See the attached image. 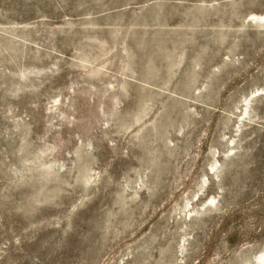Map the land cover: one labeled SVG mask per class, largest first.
I'll use <instances>...</instances> for the list:
<instances>
[{"label": "rangeland", "instance_id": "374dc122", "mask_svg": "<svg viewBox=\"0 0 264 264\" xmlns=\"http://www.w3.org/2000/svg\"><path fill=\"white\" fill-rule=\"evenodd\" d=\"M254 15L264 0H0V264H256Z\"/></svg>", "mask_w": 264, "mask_h": 264}, {"label": "bare ground", "instance_id": "6f19581e", "mask_svg": "<svg viewBox=\"0 0 264 264\" xmlns=\"http://www.w3.org/2000/svg\"><path fill=\"white\" fill-rule=\"evenodd\" d=\"M252 19L264 25V15H261V16L254 15L252 16ZM256 264H264V251L260 255L257 256Z\"/></svg>", "mask_w": 264, "mask_h": 264}]
</instances>
